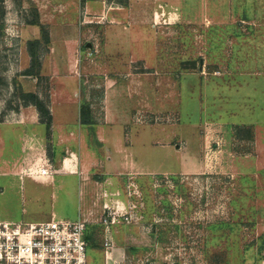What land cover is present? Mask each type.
Instances as JSON below:
<instances>
[{"label":"rangeland","instance_id":"obj_1","mask_svg":"<svg viewBox=\"0 0 264 264\" xmlns=\"http://www.w3.org/2000/svg\"><path fill=\"white\" fill-rule=\"evenodd\" d=\"M36 40L39 74L24 76ZM23 91L89 145L83 106L108 137L90 148L126 164L76 220L87 264H264V0H0V230L49 213V196L18 191L64 155Z\"/></svg>","mask_w":264,"mask_h":264},{"label":"crops","instance_id":"obj_2","mask_svg":"<svg viewBox=\"0 0 264 264\" xmlns=\"http://www.w3.org/2000/svg\"><path fill=\"white\" fill-rule=\"evenodd\" d=\"M67 95L69 98L67 97V99L63 102L69 106L75 105L76 102H72V95ZM68 113L70 114L71 112ZM50 114L52 120L50 130L53 131V127H56L55 130L58 135L55 145L57 148L62 149L64 155L58 162V166L55 167V173L49 181L37 182L28 177H23V182L21 183V187L18 192L21 193L24 201H27L26 197H28L30 202L41 203L43 202V197L45 196H49L52 201L51 209L48 214L40 216L39 221L27 222V224L46 223L53 219L74 222L79 217L83 216V214L88 216L90 212L98 211L101 207V202H97L96 197L98 196V198H100V195H102L104 190L109 194H115L118 192L119 186L122 183V178H119L118 176H121L123 169H126V166H124L126 164L120 161L121 157H112L109 156L110 153H108V156L105 157L106 161H103V159L95 154V151L87 144L85 135L82 134L84 133L85 128L81 123V129H78L77 127L72 129L66 125V121H62L55 126L53 125L55 116L52 109H50ZM67 116L68 115H65V117ZM42 124L46 123L43 122ZM96 136L102 148H104L105 144H108V137L105 128H97ZM76 144L78 145L77 149H73L72 147ZM114 146V151L117 153L116 147L118 145L114 143ZM85 147L87 148V151L84 149ZM98 169H103L104 175L98 179L93 178L92 175L94 171ZM27 180L30 181L32 186L29 185L25 187ZM57 196L62 197V202L64 204H66V199L68 201L71 197L76 198L75 201L78 203L76 218L70 220L65 215L59 214L60 211L54 209L53 203L55 204Z\"/></svg>","mask_w":264,"mask_h":264},{"label":"built area","instance_id":"obj_3","mask_svg":"<svg viewBox=\"0 0 264 264\" xmlns=\"http://www.w3.org/2000/svg\"><path fill=\"white\" fill-rule=\"evenodd\" d=\"M48 175L45 168L38 171ZM86 222L51 220L0 230V264H87Z\"/></svg>","mask_w":264,"mask_h":264},{"label":"trees","instance_id":"obj_4","mask_svg":"<svg viewBox=\"0 0 264 264\" xmlns=\"http://www.w3.org/2000/svg\"><path fill=\"white\" fill-rule=\"evenodd\" d=\"M37 26L40 27V30H41V33H42V39L44 40L43 43L47 44L49 43V34L48 32L46 31V29L44 28V26L40 25V24H37ZM41 44V41H38L36 40L35 42H32L30 43V46H29V56L31 58V63H32V66L30 68H28V70H26L24 72V76H28V77H34L36 75L39 74V69H40V65L38 63V58H37V53H38V49H37V46ZM21 99L23 101V103L26 104V106L29 104V105H32L34 107L37 108V110L39 111L40 115L42 116L43 119H46V125H48V127L50 128L51 126V114H50V110L48 108L45 107V105L43 104V102L39 99L38 95L34 92H26V91H23L22 94H21ZM41 118V119H42ZM80 122L81 124L85 125V126H88L89 128V138H88V142H89V145L91 147L93 146H99L100 143L97 139V136H96V131L94 130V123L90 120H87V117H86V110L85 108L82 106L81 107V110H80ZM86 241H87V244L89 245L90 244V239L87 237V234H86ZM88 249V247H87Z\"/></svg>","mask_w":264,"mask_h":264}]
</instances>
